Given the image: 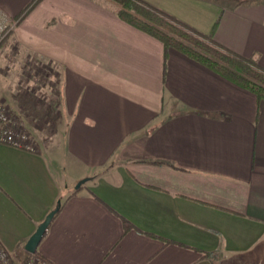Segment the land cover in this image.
<instances>
[{
    "label": "crops",
    "instance_id": "obj_1",
    "mask_svg": "<svg viewBox=\"0 0 264 264\" xmlns=\"http://www.w3.org/2000/svg\"><path fill=\"white\" fill-rule=\"evenodd\" d=\"M30 1L0 0V50L52 69L56 131L37 152L0 143V243L26 259L58 207L36 248L54 264H264V99L109 0L17 23ZM143 1L264 69V0Z\"/></svg>",
    "mask_w": 264,
    "mask_h": 264
},
{
    "label": "trees",
    "instance_id": "obj_2",
    "mask_svg": "<svg viewBox=\"0 0 264 264\" xmlns=\"http://www.w3.org/2000/svg\"><path fill=\"white\" fill-rule=\"evenodd\" d=\"M40 1L31 0L16 22H20ZM109 1L114 4V10L122 20L158 39L166 49L175 48L250 90L258 99H264V69L252 57H243L216 43L213 31L208 34L198 32L143 0ZM34 254L41 257L37 251Z\"/></svg>",
    "mask_w": 264,
    "mask_h": 264
},
{
    "label": "rangeland",
    "instance_id": "obj_3",
    "mask_svg": "<svg viewBox=\"0 0 264 264\" xmlns=\"http://www.w3.org/2000/svg\"><path fill=\"white\" fill-rule=\"evenodd\" d=\"M10 26L0 27L3 32L7 31L0 48L10 34ZM21 57L23 54L19 49H11L9 55L0 50V103L18 121V131L29 132L36 143L38 136L47 141L56 131L55 113L51 112L56 109L59 100L56 96L57 77H54L53 71L46 72L34 62L22 64Z\"/></svg>",
    "mask_w": 264,
    "mask_h": 264
},
{
    "label": "built area",
    "instance_id": "obj_4",
    "mask_svg": "<svg viewBox=\"0 0 264 264\" xmlns=\"http://www.w3.org/2000/svg\"><path fill=\"white\" fill-rule=\"evenodd\" d=\"M7 32V31H5ZM2 28H0V42L5 36ZM35 66L43 67L46 72H51V68L36 61ZM6 107L0 103V143L9 145L14 148L22 149L28 152H37L38 144L33 141L29 132L23 130L18 131V121ZM0 264H54L53 262L43 259L34 253H31L26 259H19L8 251L0 243Z\"/></svg>",
    "mask_w": 264,
    "mask_h": 264
},
{
    "label": "water",
    "instance_id": "obj_5",
    "mask_svg": "<svg viewBox=\"0 0 264 264\" xmlns=\"http://www.w3.org/2000/svg\"><path fill=\"white\" fill-rule=\"evenodd\" d=\"M84 181H79L76 186L75 189H78L81 184ZM58 211V207L53 209L52 211H50L45 218L43 219V221L41 223L38 224V226L36 227L35 231L32 233V235H30V237L27 239L24 248L27 252L29 253H34L36 251V248L38 247L44 233L46 232L52 218L54 217L55 213Z\"/></svg>",
    "mask_w": 264,
    "mask_h": 264
}]
</instances>
